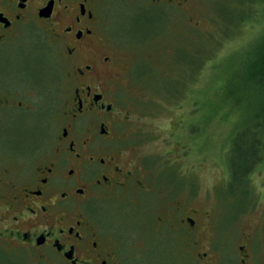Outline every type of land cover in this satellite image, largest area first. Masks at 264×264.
<instances>
[{
  "label": "flooded vegetation",
  "instance_id": "flooded-vegetation-1",
  "mask_svg": "<svg viewBox=\"0 0 264 264\" xmlns=\"http://www.w3.org/2000/svg\"><path fill=\"white\" fill-rule=\"evenodd\" d=\"M115 2L139 4L143 13L162 3L181 7L176 0H0V249L14 252V264L26 256L33 264H255L248 245L226 250L187 203L166 195L157 205L144 166L117 147L118 123L129 116L112 88L118 54L108 14ZM25 42L37 46L33 56ZM44 50L50 60L62 57L75 82L63 101L57 90L53 101L44 91L53 82L43 71ZM43 118L25 147L4 143L3 127L30 129Z\"/></svg>",
  "mask_w": 264,
  "mask_h": 264
},
{
  "label": "rangeland",
  "instance_id": "rangeland-1",
  "mask_svg": "<svg viewBox=\"0 0 264 264\" xmlns=\"http://www.w3.org/2000/svg\"><path fill=\"white\" fill-rule=\"evenodd\" d=\"M176 2L181 7L162 3L149 7L147 13L138 12L144 10L139 4L115 2L110 8L108 32L118 54L114 101L129 116V121L118 123L117 147L133 163L144 166L156 186L157 205L166 195L177 197L202 214V227L210 232L213 227L226 250L248 245L255 264H264V183L252 179L254 196L248 205L246 198H233L225 187L229 139L248 111L249 96L244 99L240 90L230 94L234 89L223 85L253 56L251 48L264 21L247 22L245 17L239 22L235 12L237 24H231L232 17L221 10L220 0ZM226 7L240 11L239 4ZM23 48L33 56L37 46L25 42ZM44 51V74H53V82L44 83L47 99L53 101L51 92L57 90L58 100L63 101L72 94L75 82L68 77L62 57L50 60ZM31 63L29 57V67ZM46 122L35 120L30 129L27 124L5 126L1 132L9 140L4 143L25 147L27 132L34 133L37 124L42 130ZM262 170L264 159L251 177L264 176ZM172 179L177 191L171 186L164 193ZM96 209L104 219V203ZM137 210L127 209L128 214L121 215L130 218ZM3 250L8 257L0 254V263L14 264V252ZM22 260L33 264L30 256ZM177 264L184 263L177 260Z\"/></svg>",
  "mask_w": 264,
  "mask_h": 264
},
{
  "label": "trees",
  "instance_id": "trees-1",
  "mask_svg": "<svg viewBox=\"0 0 264 264\" xmlns=\"http://www.w3.org/2000/svg\"><path fill=\"white\" fill-rule=\"evenodd\" d=\"M239 6L240 11L230 12L229 18L231 16L233 20L231 24H237L235 12H239L236 18L239 22L245 20V17H249L247 22L259 19L264 21V0H245ZM259 31L258 40L250 50L253 56L247 60L241 72L223 84L225 88L234 89L230 94L240 90L244 99L249 96L245 101L248 111L238 120L239 129L229 139L226 156L229 177L225 185L230 196L246 198L247 205L254 196L251 176L264 159V24ZM171 181L174 183V179Z\"/></svg>",
  "mask_w": 264,
  "mask_h": 264
},
{
  "label": "snow or ice",
  "instance_id": "snow-or-ice-1",
  "mask_svg": "<svg viewBox=\"0 0 264 264\" xmlns=\"http://www.w3.org/2000/svg\"><path fill=\"white\" fill-rule=\"evenodd\" d=\"M243 3H245V0H220V7L223 12L230 15V11L226 7V5L228 4L238 5V4H243ZM208 57L211 58V53L208 54ZM252 179L253 181L259 180L260 183H264V176H260V177L253 176Z\"/></svg>",
  "mask_w": 264,
  "mask_h": 264
}]
</instances>
